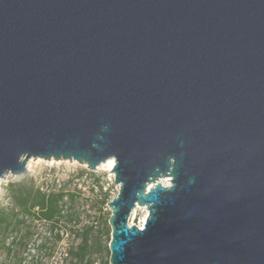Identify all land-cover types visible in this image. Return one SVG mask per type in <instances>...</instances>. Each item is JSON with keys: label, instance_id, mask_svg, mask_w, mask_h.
I'll return each mask as SVG.
<instances>
[{"label": "water", "instance_id": "obj_1", "mask_svg": "<svg viewBox=\"0 0 264 264\" xmlns=\"http://www.w3.org/2000/svg\"><path fill=\"white\" fill-rule=\"evenodd\" d=\"M29 159L114 160L108 264H264V0H0V182Z\"/></svg>", "mask_w": 264, "mask_h": 264}, {"label": "rangeland", "instance_id": "obj_2", "mask_svg": "<svg viewBox=\"0 0 264 264\" xmlns=\"http://www.w3.org/2000/svg\"><path fill=\"white\" fill-rule=\"evenodd\" d=\"M29 167L27 172L21 176H8L0 182V207H5L7 211H16L12 209V203L8 197L6 191V185L9 182L20 181L25 177H33L36 183H39L43 179H48L51 182L53 179L57 183L66 185L67 188L73 190L76 189L78 194L75 199L76 210L79 212V220L75 224L77 229H85L86 227L93 226L91 231L92 235L101 236L103 243L106 241V231L110 239V227L107 222L110 215V210L107 207V203L101 208H98L96 201H99L102 193H107L109 200L113 198L118 191V185L114 182L113 173L106 167H100L92 171L85 165L79 164L76 161L69 160H43V159H29ZM83 171V175L80 172ZM93 172L99 177V181L96 183L94 177L89 173ZM147 209L145 206H137L132 211L129 224H143ZM31 224L32 238L27 240L23 238L25 228L19 232H14L9 229L3 236L0 230V264H68L69 259L65 256L64 252L70 244H72V236L69 238L64 236L63 240L58 243H54V252L52 256H47L42 251H37L36 246L39 244V238L41 236H48V226L42 222H38L35 219H28L27 224ZM13 239L16 242L22 241L21 245L14 246L10 253H7L6 247L12 243ZM37 240V242H35ZM76 244V243H74ZM53 243L49 242L47 246H51ZM97 263H101V256H94Z\"/></svg>", "mask_w": 264, "mask_h": 264}, {"label": "trees", "instance_id": "obj_3", "mask_svg": "<svg viewBox=\"0 0 264 264\" xmlns=\"http://www.w3.org/2000/svg\"><path fill=\"white\" fill-rule=\"evenodd\" d=\"M83 173L81 171L79 176ZM89 174L94 177L96 183L99 181V177L93 172ZM6 191L12 203V209L16 211L9 212L5 207H0V230L3 236L10 228L14 232L25 228L22 239L31 240L32 226L27 224V220L35 219L46 224L49 229L48 236H41L38 239L39 244L36 246L38 252L42 251L50 257L54 252V243L63 240L64 236L69 238L72 236V244L64 252L69 259L68 264H94L96 255L101 256L102 264H108L109 237L107 235L109 232L106 231V241L103 243L101 236L91 234L93 226L82 230L75 228L79 220V212L75 205L78 194L76 189L71 190L65 184L57 183L55 179L51 182L43 179L36 183L33 177H25L20 181L7 183ZM100 192L102 196L99 201H96L98 208L109 201L108 194L102 193L101 189ZM49 242L53 243L50 247L47 246ZM21 244L22 241L16 242L13 239L12 243L6 247L7 253H10L14 246Z\"/></svg>", "mask_w": 264, "mask_h": 264}, {"label": "bare ground", "instance_id": "obj_4", "mask_svg": "<svg viewBox=\"0 0 264 264\" xmlns=\"http://www.w3.org/2000/svg\"><path fill=\"white\" fill-rule=\"evenodd\" d=\"M28 162H29V161H28ZM113 165H114V160H113V159H108V160L104 161L103 163L99 164V166H98L97 168H100V167H106L108 170H112ZM26 166H27V168H28V167H29V163H27ZM160 181H161V183H163L164 185H167V184L169 183L168 178L161 179ZM136 207H137V206H136ZM136 207H135L133 210H135ZM146 215H147V214H146ZM146 215H145L143 221H145V219H146ZM141 226H142V225H140V227H141Z\"/></svg>", "mask_w": 264, "mask_h": 264}, {"label": "built area", "instance_id": "obj_5", "mask_svg": "<svg viewBox=\"0 0 264 264\" xmlns=\"http://www.w3.org/2000/svg\"><path fill=\"white\" fill-rule=\"evenodd\" d=\"M140 225H141V224H138L137 226L140 227ZM94 264H99V263L95 262Z\"/></svg>", "mask_w": 264, "mask_h": 264}]
</instances>
